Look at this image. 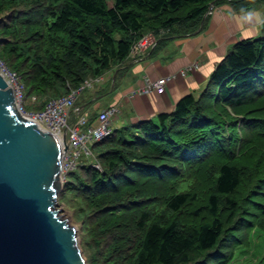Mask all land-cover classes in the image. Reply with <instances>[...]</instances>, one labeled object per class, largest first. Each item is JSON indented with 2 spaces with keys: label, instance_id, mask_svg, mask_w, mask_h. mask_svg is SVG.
Segmentation results:
<instances>
[{
  "label": "trees",
  "instance_id": "1",
  "mask_svg": "<svg viewBox=\"0 0 264 264\" xmlns=\"http://www.w3.org/2000/svg\"><path fill=\"white\" fill-rule=\"evenodd\" d=\"M229 1L237 12L264 3ZM213 2L223 0H0V59L32 96L66 95L123 63L146 34L153 51L193 34ZM93 150L101 168L81 165L62 195L89 210L104 264H230L264 234V24L235 43L199 97L115 128Z\"/></svg>",
  "mask_w": 264,
  "mask_h": 264
},
{
  "label": "water",
  "instance_id": "2",
  "mask_svg": "<svg viewBox=\"0 0 264 264\" xmlns=\"http://www.w3.org/2000/svg\"><path fill=\"white\" fill-rule=\"evenodd\" d=\"M16 102L0 73V264H87L75 226L55 208L63 146Z\"/></svg>",
  "mask_w": 264,
  "mask_h": 264
},
{
  "label": "crops",
  "instance_id": "3",
  "mask_svg": "<svg viewBox=\"0 0 264 264\" xmlns=\"http://www.w3.org/2000/svg\"><path fill=\"white\" fill-rule=\"evenodd\" d=\"M263 24L264 3L237 12L231 1L223 0L209 13L205 26L201 24L193 34L163 38L155 51V46H150L137 55L130 53L123 63L97 77L100 80L82 93L85 101L81 114L94 120L101 110L117 104L121 114L113 125L119 128L170 113L183 96L199 97L212 72L235 43L259 37ZM194 64L192 70L182 72ZM168 75L174 78L164 93H134L143 89L148 80Z\"/></svg>",
  "mask_w": 264,
  "mask_h": 264
},
{
  "label": "built area",
  "instance_id": "4",
  "mask_svg": "<svg viewBox=\"0 0 264 264\" xmlns=\"http://www.w3.org/2000/svg\"><path fill=\"white\" fill-rule=\"evenodd\" d=\"M211 7L209 13L213 12ZM157 39L151 34L144 35L131 48V55L141 53L145 48L155 46ZM0 73L8 81L9 86H13L17 102L16 106L19 112L26 118L35 121L40 128H44L55 134L63 146L62 168L60 181L65 184L68 181L69 174L76 171L81 165H92L98 169L101 168L97 156L93 150L96 143L108 138L114 131L113 121L121 114L119 105H111L101 110L94 120H89L86 115L81 114L80 108L76 102L81 92L91 88L93 84L100 79L89 78L77 89L70 88L66 95L40 99L32 96L31 103L41 106L40 109L28 110L26 108L27 94L26 86L21 75L9 69L3 61L0 60ZM194 65H189L182 72L192 70ZM174 75L160 77L156 80H148L146 86L140 91L134 93H147L156 90L164 93L169 81ZM73 113H77L76 119H73ZM67 144V149H65Z\"/></svg>",
  "mask_w": 264,
  "mask_h": 264
},
{
  "label": "rangeland",
  "instance_id": "5",
  "mask_svg": "<svg viewBox=\"0 0 264 264\" xmlns=\"http://www.w3.org/2000/svg\"><path fill=\"white\" fill-rule=\"evenodd\" d=\"M214 6L215 4L211 7ZM26 94V108L28 107V105H31V109H27L36 110V105L31 103L32 94L29 93L28 89L26 90ZM62 186L63 189L65 184H63ZM84 207H86L85 204L78 198H74L71 195L63 196L62 190L58 195V201L55 206L56 209L61 210L59 211L61 217L64 220H67L70 225L75 226L78 234L79 244L83 256L87 261V264H104L103 253L107 251L105 246V240H103L100 245H98L94 240V236L90 235V230L92 229L94 222L91 223V221L88 219L86 214L87 212L89 213V210L87 211V208L84 209ZM87 222L89 226H87ZM106 238H108L107 235ZM100 239L101 238L99 236L98 240ZM253 239L254 241L252 242L251 246L238 249L235 258L231 261L230 264H258L259 260L264 254V234L258 231L254 234ZM94 258L97 259L94 261Z\"/></svg>",
  "mask_w": 264,
  "mask_h": 264
}]
</instances>
